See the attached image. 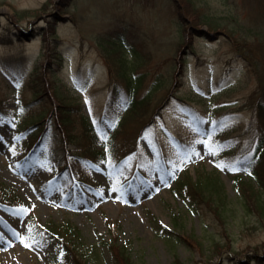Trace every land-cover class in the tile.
<instances>
[{
	"label": "rangeland",
	"instance_id": "obj_1",
	"mask_svg": "<svg viewBox=\"0 0 264 264\" xmlns=\"http://www.w3.org/2000/svg\"><path fill=\"white\" fill-rule=\"evenodd\" d=\"M200 5L219 15L237 14L241 22L264 32V0H200ZM51 23L55 32L45 35ZM20 28H32L34 34L19 39ZM180 28L172 0H69L66 4L0 0V76L10 89L15 88L29 80L35 61L60 52L64 62L59 90L77 96L92 120L108 114L102 129L111 132V119L120 108L107 99L112 80L101 43L126 37L147 60L140 71L147 73L148 85L156 75L160 81L172 76V60L182 49ZM191 42L181 52L186 60L184 80L168 99L162 117L140 135L137 126L127 123L117 137L124 147L122 163L113 170L86 162L85 175L91 180L84 186L75 183L66 190L55 172H45L34 159L11 148L14 119H0V185L20 199L0 204V219L7 225L0 222V264H53L56 244L49 237H37L38 225L58 232L69 226L76 229L87 251L97 258L94 264H114L112 241L127 248L133 264H232L231 256L240 259L255 251L264 257V226L242 206L244 192L236 176L243 174L235 168L261 131L252 104L244 105L257 88V78L223 35L211 40L195 35ZM18 57L25 61L12 62ZM2 70L21 79L13 84ZM169 85L155 89L154 102L168 96ZM9 98L8 105L14 108L17 94ZM232 124L234 128L215 138L222 146L219 158L213 157L212 143L194 136L212 125ZM223 138L232 140L226 143ZM44 154L42 149L40 156ZM159 155L166 158L165 167ZM187 173L194 178L201 173L219 175L227 209H235L226 225L210 204L193 211L173 190L177 179ZM20 208L27 211L18 213ZM156 228L176 233L160 235ZM189 235L202 246L189 244ZM213 241L221 256L211 253Z\"/></svg>",
	"mask_w": 264,
	"mask_h": 264
},
{
	"label": "trees",
	"instance_id": "obj_2",
	"mask_svg": "<svg viewBox=\"0 0 264 264\" xmlns=\"http://www.w3.org/2000/svg\"><path fill=\"white\" fill-rule=\"evenodd\" d=\"M68 1L60 0V3L66 4ZM172 1L175 5L176 18L184 34L181 33L179 37L182 49L172 60V66L174 65L172 76L168 77L165 72L163 74L164 77H168L167 80L160 81L161 76L156 75V78H152L151 82L145 85L147 73L140 71V66L147 60L140 51L130 45L126 37L119 36V39L111 40L112 43L109 45L101 43L110 65L112 80L108 101L110 103L119 101L122 107L121 111L113 115L111 119L113 124L111 132L102 129L104 118L97 123L91 121L83 110L82 101L77 96L70 93L64 94L59 90L63 67V55L60 52H54V56H47L45 61L43 59L35 61L29 71V80L14 90H11L4 77L0 76V81L3 83L0 86V117H12L16 131V139L11 147L28 154L41 163L46 171H54L58 181L69 188L74 183V179L82 183L90 179L89 175H85L86 162L103 163L116 170V165L122 163L123 157L121 158L120 153L124 151V147L117 139L118 135L126 131L127 123L137 126L140 135L144 129L154 123L155 118L162 116L164 105L184 80L186 60L181 52L189 45L193 36L200 35L211 40L223 35L257 78V88L244 105L252 104L256 117L260 121L261 131H258L256 139L236 160L235 168L246 176V178L241 174L236 176L244 192L242 206L255 213L259 223L264 226V32L249 27L252 24L241 22L237 14L219 15L205 10L200 5V0ZM46 6L47 4H44L43 7ZM229 23L233 26L229 27ZM204 26L206 29L203 28ZM238 30L240 32H237ZM54 32V24L51 23L45 35ZM31 34L33 35L34 31ZM16 35L22 39L27 36V31L20 28ZM48 50L51 51V49ZM24 61L25 57L12 60L20 64ZM4 73L13 82L18 81L15 75L6 70ZM166 82L170 84L168 96H162L160 99L156 97L154 102L155 89H159ZM15 93L17 94L16 106L11 108L8 106L9 96ZM234 127V124L219 128L212 125L207 131L195 136L202 137L207 143H212L213 154L219 157L222 155V146L215 142V138L225 135ZM223 139L226 143L232 140V138ZM41 148L46 150L43 157L39 156ZM122 155L125 157V154ZM158 157L163 163L165 162L164 156ZM222 189L219 175L209 173H201L197 178L187 173L183 178L177 179L173 187V190L184 198L193 211L201 205L210 204L218 219L226 225L230 215L235 213V209H227ZM17 198L18 196L9 188L0 185V204L9 205L10 202L20 200ZM156 231L160 235L176 233L169 231L168 228H158ZM34 233L38 235L37 237H49L55 242L57 251L53 257V264H81L82 262L90 264L93 259V252L87 251L80 240L78 231L71 226L58 232L52 226L38 225ZM188 239L189 244L195 242L199 247L202 246L201 241L194 235H189ZM217 245V242L213 241L211 253L221 256ZM109 246L114 256V264L134 263L125 246H120L116 241L110 242ZM242 258L231 256L230 260L232 264H264V257L258 251L248 253Z\"/></svg>",
	"mask_w": 264,
	"mask_h": 264
},
{
	"label": "snow or ice",
	"instance_id": "obj_3",
	"mask_svg": "<svg viewBox=\"0 0 264 264\" xmlns=\"http://www.w3.org/2000/svg\"><path fill=\"white\" fill-rule=\"evenodd\" d=\"M0 122H2V121H0ZM0 139H2V138H0ZM206 143V142H205ZM211 150V149H210ZM246 159H250V158H246ZM219 166H221V167H225V165H219ZM232 170H235V168L233 167L232 168ZM18 213H23V212H26L27 211V209H24V208H20V209H18V210H16ZM0 222H2V223H5V225H6V222H3L2 221V219H0ZM7 226V225H6ZM13 235H16L18 238H19V236H18V233H16L14 230H13ZM3 239V237H2V235H0V240H2ZM22 239V238H21ZM26 246H30V245H26Z\"/></svg>",
	"mask_w": 264,
	"mask_h": 264
}]
</instances>
